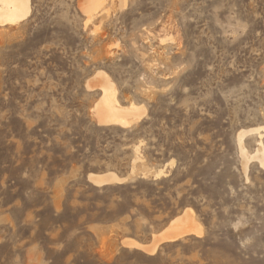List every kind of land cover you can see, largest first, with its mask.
<instances>
[{
  "label": "rangeland",
  "instance_id": "374dc122",
  "mask_svg": "<svg viewBox=\"0 0 264 264\" xmlns=\"http://www.w3.org/2000/svg\"><path fill=\"white\" fill-rule=\"evenodd\" d=\"M107 2L86 24L81 0H31L0 26V264H264V166L238 142L264 146V0ZM100 71L137 125L99 124ZM133 169L167 175L90 180ZM187 208L201 236L123 245Z\"/></svg>",
  "mask_w": 264,
  "mask_h": 264
},
{
  "label": "bare ground",
  "instance_id": "6f19581e",
  "mask_svg": "<svg viewBox=\"0 0 264 264\" xmlns=\"http://www.w3.org/2000/svg\"><path fill=\"white\" fill-rule=\"evenodd\" d=\"M108 0H81L82 11L86 15V24L95 21L100 9L104 7ZM31 11V0H0V26L13 25L25 20ZM108 8L104 10V13H108ZM93 79H97L98 83L89 81L87 87L90 90L100 89L102 96L100 103L94 107V113L97 121L101 125L106 126H120L122 128H130L141 120L142 116L146 114L144 108L136 104H129L128 106L122 105L117 96V88L109 75L103 71L97 72ZM259 133L258 148L254 155H250L248 150L244 147V139L251 132ZM238 142L240 145V151L244 162V168L247 170L248 164L251 160L257 159L264 166V146L262 141V134L260 129H254L239 134ZM136 159L140 157V146L135 148ZM174 161L171 165H174ZM135 167V166H134ZM167 171V170H166ZM168 172V171H167ZM167 173L164 169L151 172L143 170L138 172L133 169L129 178H122L115 173H107L103 175H91V182L97 187H105L112 184L125 183L135 180L133 177L141 176L143 178H149L153 176L155 179L165 177ZM203 234V227L197 221L193 209H186L182 215L177 216L161 233H157L152 238L149 244L143 245L136 240L126 239L123 245L131 248L140 249L148 254H155L157 250L164 244L172 243L180 240H185L187 237L195 235L201 236Z\"/></svg>",
  "mask_w": 264,
  "mask_h": 264
}]
</instances>
